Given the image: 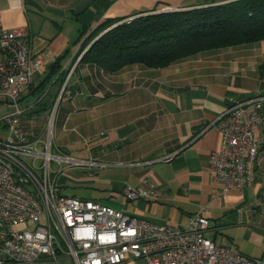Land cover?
<instances>
[{
    "label": "crops",
    "instance_id": "obj_1",
    "mask_svg": "<svg viewBox=\"0 0 264 264\" xmlns=\"http://www.w3.org/2000/svg\"><path fill=\"white\" fill-rule=\"evenodd\" d=\"M221 1L0 0V29L24 27L34 52L47 63L19 99L25 110L20 123L31 137L42 133L68 78L65 91L72 94L59 99L52 150L73 158L71 152L86 153V160L97 164L87 168L108 169L103 189L109 194L88 199L158 223L185 224L202 210L208 220L205 236L215 245L264 264V106L252 184L223 192L212 182L208 163L219 145L216 122L232 99L264 94V40L200 51L163 68L131 64L108 73L79 62L82 38L105 20ZM56 61L60 68L50 67ZM69 172L65 177L80 184L97 179L91 171ZM128 188L149 195L127 199Z\"/></svg>",
    "mask_w": 264,
    "mask_h": 264
},
{
    "label": "built area",
    "instance_id": "obj_2",
    "mask_svg": "<svg viewBox=\"0 0 264 264\" xmlns=\"http://www.w3.org/2000/svg\"><path fill=\"white\" fill-rule=\"evenodd\" d=\"M163 11H172L165 8ZM24 27L0 29V101L13 110L0 117V264H36L59 257L73 264H122L145 258L148 264H261L205 236L202 210L185 224L153 222L98 200L61 193L56 175L95 161L52 153L55 114L68 78L46 119L31 137L21 125V95L47 63L34 52ZM264 94L232 99L216 122L219 145L208 158L212 182L223 192L244 189L259 163L256 130L262 121ZM55 163L56 168L52 167ZM65 164L66 166H63ZM148 191L128 188L127 199ZM31 227L17 229L19 224Z\"/></svg>",
    "mask_w": 264,
    "mask_h": 264
},
{
    "label": "trees",
    "instance_id": "obj_3",
    "mask_svg": "<svg viewBox=\"0 0 264 264\" xmlns=\"http://www.w3.org/2000/svg\"><path fill=\"white\" fill-rule=\"evenodd\" d=\"M261 40L264 0H222L105 20L84 38L78 55L82 53L79 62L114 73L131 64L163 68L200 51ZM51 66L60 68L57 61Z\"/></svg>",
    "mask_w": 264,
    "mask_h": 264
},
{
    "label": "rangeland",
    "instance_id": "obj_4",
    "mask_svg": "<svg viewBox=\"0 0 264 264\" xmlns=\"http://www.w3.org/2000/svg\"><path fill=\"white\" fill-rule=\"evenodd\" d=\"M84 39V37L82 38V40ZM81 40V42H82ZM11 107H9L6 103L4 102H0V117L3 116L4 114L8 113L11 111ZM13 110V109H12ZM44 128V127H43ZM55 133V127L53 129V134ZM54 139V136H53ZM55 140V139H54ZM53 154H56L57 151L56 149L52 150ZM71 155H74V157H76L77 159H81V160H86L89 157L87 156L86 153H80L77 154L75 152H71ZM63 166H66L65 164H63ZM52 167L56 168L55 163H52ZM81 171H91V173H93L95 176H97V179L93 182H88V183H84V184H80L79 182L76 181H72L69 178L60 175L59 176V181L61 186V191L67 195H76L77 197H87V198H92V197H105L106 195L109 194L108 190H104V178L107 177L106 175L109 174L108 169H104L103 167H90L87 168V166H78V167H73L70 169V174L72 176L78 175L81 173ZM63 181L65 182L64 188H62L63 185ZM96 200V199H94ZM101 201L103 203H105V200H98ZM27 227H31V224H19L17 226V229L21 230ZM59 263L60 264H73L71 258L69 257H59Z\"/></svg>",
    "mask_w": 264,
    "mask_h": 264
}]
</instances>
